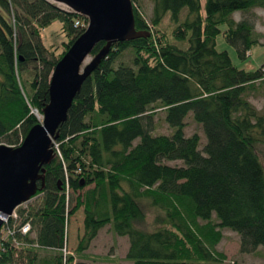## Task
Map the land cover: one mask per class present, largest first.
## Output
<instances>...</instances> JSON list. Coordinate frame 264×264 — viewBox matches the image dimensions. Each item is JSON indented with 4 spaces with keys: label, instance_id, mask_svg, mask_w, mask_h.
I'll return each instance as SVG.
<instances>
[{
    "label": "trees",
    "instance_id": "1",
    "mask_svg": "<svg viewBox=\"0 0 264 264\" xmlns=\"http://www.w3.org/2000/svg\"><path fill=\"white\" fill-rule=\"evenodd\" d=\"M132 3L136 29L150 35L115 42L84 81L59 126L43 189L3 225L12 240L1 230L0 264H84L37 250L66 249L68 220L80 208V253L108 224L128 237L132 264H227L217 248L225 229L238 233L242 252L264 247V116L246 97L264 70L240 69L216 47L223 32L246 58L259 38L233 14L264 8V0H205L203 15L202 0H154L150 22ZM183 8L188 18L178 23ZM168 12L178 23L171 36L160 28ZM56 19L66 37L59 46L42 36ZM82 19L50 0H0V140L9 146L39 122L32 110L49 102L51 74L85 31L75 25ZM129 48L132 65L115 68ZM158 108L169 135L153 133ZM190 112L206 136L203 150L198 133L185 134ZM177 160L183 165L167 163ZM70 190L82 191L73 206ZM145 204L156 210L151 221Z\"/></svg>",
    "mask_w": 264,
    "mask_h": 264
},
{
    "label": "water",
    "instance_id": "2",
    "mask_svg": "<svg viewBox=\"0 0 264 264\" xmlns=\"http://www.w3.org/2000/svg\"><path fill=\"white\" fill-rule=\"evenodd\" d=\"M50 1L65 4L72 12L85 16L88 26L55 65L42 120L30 128L19 146L0 144V232L15 209L43 189L45 166L55 157L53 143L59 126L66 121L84 81L115 42L150 35L136 29L132 0ZM99 42L104 45L84 64Z\"/></svg>",
    "mask_w": 264,
    "mask_h": 264
},
{
    "label": "rangeland",
    "instance_id": "3",
    "mask_svg": "<svg viewBox=\"0 0 264 264\" xmlns=\"http://www.w3.org/2000/svg\"><path fill=\"white\" fill-rule=\"evenodd\" d=\"M52 2V1H51ZM60 8L71 10L65 4L55 3ZM136 7L139 9L143 17L147 21H151L153 17V6L154 0H135ZM205 13V0H202V15ZM188 18V8H183L180 16L179 22H183ZM233 18L236 21L247 20L254 25V33L257 34L259 38V45L254 46L247 54L246 58H241L238 53V49L234 46L225 36L223 32H221L217 36V44L216 47L219 51H227L232 59L233 64L240 68L248 71H255L259 68L264 70V8H255L248 12L238 11L233 14ZM81 26H88V19L79 20ZM178 23L174 22L171 19V13L168 12L164 16L160 28L164 30L168 35H172L174 28L178 25ZM62 23L60 20H54L50 25L42 31V36L44 41L47 44H57L59 46L62 42L66 40L65 33L61 31ZM224 27L222 26V30ZM171 38V37H170ZM173 43L178 44L180 47L185 48L187 46L186 43L180 44L176 41H172ZM60 52L62 49L58 47ZM93 53L86 59L84 64H87L93 57ZM132 51L127 49L124 51L115 61L114 67H118L119 65H132ZM38 64H31L30 68H37ZM33 72V70H31ZM246 97L251 102V104L258 110V113L264 116V81H257L253 89H251ZM32 113L38 118L39 122L43 118L42 112L33 109ZM165 112L162 109H156L153 114L152 124L154 126L153 133L154 134H166L169 135L173 132V128H171L165 121ZM187 122V126L185 128L186 136H190L194 133H198L201 137V145L200 150H203V147L206 143V136L204 135L203 128L201 125L196 123L193 119V113L190 112L185 118ZM137 143V142H136ZM0 144L8 145L4 140H0ZM258 151L261 156V159L264 163V143L258 145ZM169 165H183L182 161H167ZM85 190V189H84ZM82 193V191H78L76 193H72L70 190L69 198H70V206L74 205L75 197ZM34 200V199H33ZM32 200V201H33ZM31 201V202H32ZM28 203V202H27ZM26 203V204H27ZM25 204V203H24ZM23 204V205H24ZM20 205L19 207H21ZM18 207V208H19ZM146 212L148 215V220H152L156 215V210L150 208L147 204H145ZM16 212V210H15ZM16 214V213H15ZM13 216V215H11ZM14 217V216H13ZM84 219V211L80 208L72 217L69 218L66 228V249L62 251L51 250L46 248H38V252L41 256H49L54 253L62 252L65 259H68L70 256L76 261L77 259H83L88 262V264H131L130 261L126 258L128 247H129V239L126 236H119L115 233L112 224H108L103 227L97 237L92 242L90 248L85 252H77L78 241L82 237L84 233L83 226ZM3 228V227H2ZM6 228L2 230V238L6 240H12L9 237ZM1 233V232H0ZM224 237L222 241L217 246L218 250L224 252L227 255V264H264V247L259 246L252 252H242L241 251V240L238 233L225 229L223 231ZM32 235H35V232H32ZM86 264L83 261H78Z\"/></svg>",
    "mask_w": 264,
    "mask_h": 264
},
{
    "label": "built area",
    "instance_id": "4",
    "mask_svg": "<svg viewBox=\"0 0 264 264\" xmlns=\"http://www.w3.org/2000/svg\"><path fill=\"white\" fill-rule=\"evenodd\" d=\"M79 24H80L79 21H76V22H75V25H76V26H78ZM56 147H57V146H56ZM13 216H16L15 212L13 213ZM7 220H8V219H7ZM29 229H30L29 224H25V225L22 226V228H21V232L25 233V232H27Z\"/></svg>",
    "mask_w": 264,
    "mask_h": 264
},
{
    "label": "crops",
    "instance_id": "5",
    "mask_svg": "<svg viewBox=\"0 0 264 264\" xmlns=\"http://www.w3.org/2000/svg\"><path fill=\"white\" fill-rule=\"evenodd\" d=\"M99 232H100V231H99ZM98 234H99V233H98ZM93 241H94V240H93ZM93 241H92V242H93ZM91 245H92V243H91ZM91 245H90V246H91ZM89 248H90V247H89ZM89 248H88V249H89ZM88 249H87V250H88ZM87 250H86V251H87ZM84 252H85V251H84ZM76 261H77V262H78V261H83V262H85L86 264H88V262H87L86 260H83V259H77V258H76ZM130 263L132 264L131 261H130Z\"/></svg>",
    "mask_w": 264,
    "mask_h": 264
}]
</instances>
